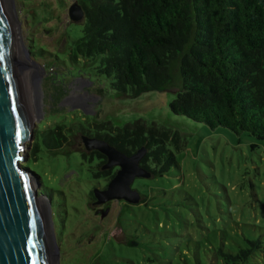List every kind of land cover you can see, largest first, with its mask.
<instances>
[{
    "label": "rangeland",
    "instance_id": "obj_1",
    "mask_svg": "<svg viewBox=\"0 0 264 264\" xmlns=\"http://www.w3.org/2000/svg\"><path fill=\"white\" fill-rule=\"evenodd\" d=\"M42 1L54 3L11 0V5L32 90L42 92L36 99L38 117L31 138L25 142L22 163H29L37 171L42 181L32 175L37 191L41 184L51 188L50 206L49 198L42 196L48 222L50 216L53 222L52 243L58 254L55 264H151L145 259L147 250L143 253L138 246H132L131 235L140 238L141 225L151 230L176 231L183 237L172 238L182 241L178 242L181 248H186L185 233L218 243L222 236L232 249L246 246L248 240H258L261 247L250 259L252 264H264V142L247 132L211 129L172 113L169 103L181 86L178 60L170 65L171 80L166 87L142 88L130 96L112 90L109 80L88 62H67L66 69L53 64L50 57L32 54L33 40L50 49L63 50V30L75 37L83 25V19L72 21L68 17V6L77 0H55L57 18L50 23H44L39 16L31 20L34 10L39 13L44 7ZM60 122L73 130L82 125L89 133L106 131L98 125L101 122L114 127L144 123L169 130L171 137H178L176 143L169 141L167 146L180 168H172L160 177L136 178L132 188L146 194L136 204L125 205L122 199L88 204L93 179L77 153L83 149L82 133L70 136L69 143L55 154L42 149L37 161L28 160L26 153L34 134L39 136V131ZM159 189H164L165 195ZM180 194L189 195L192 203L173 205ZM122 228L128 230L127 234ZM115 235L119 242L113 238ZM153 244L156 241L149 246ZM114 252L117 260L113 259Z\"/></svg>",
    "mask_w": 264,
    "mask_h": 264
},
{
    "label": "trees",
    "instance_id": "obj_2",
    "mask_svg": "<svg viewBox=\"0 0 264 264\" xmlns=\"http://www.w3.org/2000/svg\"><path fill=\"white\" fill-rule=\"evenodd\" d=\"M77 2L84 10L80 34L73 37L64 29L65 45L60 51L33 40L32 54L50 57L53 64L66 69L67 62H88L109 80L112 90L130 96L142 88L166 87L171 80L170 65L178 60L181 86L169 103L172 113L211 129L225 127L235 133L247 132L264 142V0ZM48 3L52 2L42 1L43 11L34 10L30 19L39 16L44 23L52 22L56 3ZM98 125L106 131L89 133L82 125L73 130L64 122L55 123L39 131V136L34 134L26 153L28 160L37 161L42 149L55 154L69 143L70 136L80 132L103 139L128 155L144 147L140 166L152 178L180 168L167 146L169 141L176 143L178 137H171L169 130L135 122L122 127L109 122ZM77 153L93 179L88 204H96L93 190L104 189L117 167L103 168L106 157L97 150L83 146ZM21 165L39 177L29 163ZM41 186L38 194L47 196L52 204L51 188ZM134 189L146 196L139 188ZM159 190L165 195L164 189ZM180 195L173 205L192 203L189 195ZM123 230L127 234L128 230ZM213 230L216 232L217 228ZM140 234V238L131 235L132 246H138L143 253L147 250L145 259L151 264H252L250 258L261 247L260 241L248 240L246 246L232 249L222 236L218 243L209 237L204 241L185 233L186 248H181L178 242L182 241L173 238L183 236L176 231L151 230L141 225ZM151 241H156L152 247ZM113 259L117 260L115 252Z\"/></svg>",
    "mask_w": 264,
    "mask_h": 264
},
{
    "label": "water",
    "instance_id": "obj_3",
    "mask_svg": "<svg viewBox=\"0 0 264 264\" xmlns=\"http://www.w3.org/2000/svg\"><path fill=\"white\" fill-rule=\"evenodd\" d=\"M68 17L72 21L84 18L79 2L68 6ZM41 94L32 90L11 0H0V264H55L58 256L45 198L38 194L33 174L21 165L25 142L31 138L38 117L36 99ZM81 142L86 150L105 155L103 168L117 167L104 189L93 190L95 203L122 199L136 204L141 195L132 183L136 178L150 177L140 166L146 149L141 147L128 155L95 136L82 135ZM113 238L119 242L118 235Z\"/></svg>",
    "mask_w": 264,
    "mask_h": 264
},
{
    "label": "bare ground",
    "instance_id": "obj_4",
    "mask_svg": "<svg viewBox=\"0 0 264 264\" xmlns=\"http://www.w3.org/2000/svg\"><path fill=\"white\" fill-rule=\"evenodd\" d=\"M21 49H22V48H21ZM22 52H23V50H22ZM23 55H24V53H23ZM25 56H26V55H24V58H25ZM25 61L27 62V60H26V59H25Z\"/></svg>",
    "mask_w": 264,
    "mask_h": 264
},
{
    "label": "flooded vegetation",
    "instance_id": "obj_5",
    "mask_svg": "<svg viewBox=\"0 0 264 264\" xmlns=\"http://www.w3.org/2000/svg\"><path fill=\"white\" fill-rule=\"evenodd\" d=\"M78 1V0H77Z\"/></svg>",
    "mask_w": 264,
    "mask_h": 264
}]
</instances>
